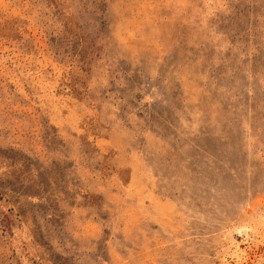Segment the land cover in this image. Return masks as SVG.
I'll return each instance as SVG.
<instances>
[{
    "label": "rangeland",
    "instance_id": "1",
    "mask_svg": "<svg viewBox=\"0 0 264 264\" xmlns=\"http://www.w3.org/2000/svg\"><path fill=\"white\" fill-rule=\"evenodd\" d=\"M0 264H264V0H0Z\"/></svg>",
    "mask_w": 264,
    "mask_h": 264
}]
</instances>
